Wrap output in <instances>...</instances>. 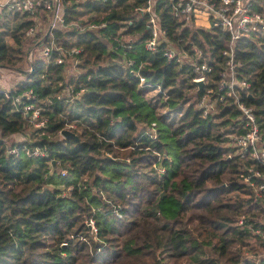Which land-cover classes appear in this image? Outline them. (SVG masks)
<instances>
[{
  "label": "trees",
  "instance_id": "trees-1",
  "mask_svg": "<svg viewBox=\"0 0 264 264\" xmlns=\"http://www.w3.org/2000/svg\"><path fill=\"white\" fill-rule=\"evenodd\" d=\"M62 6L63 24L34 39L25 32L35 16L46 23L44 12H0V66L29 67L14 88L0 89V264H264L257 255L264 243L236 224L244 215L264 231V199L253 203L242 182L255 164L230 145L242 132L233 100L201 117L202 91L196 93L190 66L143 46L147 16L135 9L145 0ZM154 13L175 40L180 24L168 1L156 0ZM180 35L204 50L213 68L206 87L216 88L227 34L187 26ZM51 39L63 54L26 62ZM75 48L80 54L69 55ZM59 56L62 64L55 63ZM235 57L253 97L239 91L240 99L254 108L264 135V32L238 40ZM71 58L80 72L64 84ZM25 89L33 90L44 127L30 129L14 106L11 96ZM64 89L73 90L71 100L56 98ZM63 129L79 141L60 136ZM10 147L17 154H8Z\"/></svg>",
  "mask_w": 264,
  "mask_h": 264
},
{
  "label": "built area",
  "instance_id": "built-area-1",
  "mask_svg": "<svg viewBox=\"0 0 264 264\" xmlns=\"http://www.w3.org/2000/svg\"><path fill=\"white\" fill-rule=\"evenodd\" d=\"M97 1L105 2L106 0H69L70 3L74 4ZM155 1L145 0L144 7L135 9V11L147 16L149 38L143 42L145 50L152 53H162L167 61L178 66H190L194 75L193 83L196 81L204 82V87L201 90L202 95L197 101V109L200 110L202 118L206 119L215 113L219 104L233 100L235 108L240 113L238 124L242 132L230 136V145L234 148L235 156L248 158L255 164L246 168L242 182L251 188L252 202H260L264 199V135H262L257 123L254 108L240 99V92L250 94V83L237 76L236 68L239 66V62L235 57V49L237 41L241 38L260 31L264 32V14L260 10L264 6V0H227V2L226 0H167L174 18L178 19L180 24L175 34V40H169L165 30L161 27L160 21L154 13ZM2 10L28 12L31 15H35L39 11L44 12L46 23L43 24L40 17L35 16L33 19L36 24L30 26L25 32L26 36L32 39L39 33H42V36L51 35L54 28L63 24L62 0H0V12ZM42 25L44 30H41ZM97 26L98 24H91L89 27ZM187 26L220 29L227 34L226 45L221 51L224 65L222 70L218 72L219 80L216 88L206 87L210 80L208 75L213 68L209 63V58L205 56L204 50L190 43V39L185 40L180 35ZM99 27H105V23H100ZM115 40L119 43L117 39ZM40 44L42 46L40 54L46 62L51 59L55 51L63 54L62 48L57 47L52 39L49 43ZM81 51L80 48H75L70 50L68 54L77 55ZM31 59L30 53L28 60L31 62ZM63 61V57L59 56L55 63L62 64ZM133 63V60H128L127 66H132ZM73 64H78L77 59H74ZM31 70L29 69L30 72ZM139 82L140 85H144V78L140 76ZM83 91L84 89L81 88L77 94L83 93ZM64 92L66 95L58 94L56 98L58 100H71L73 90L64 89ZM5 96L9 97L7 91H5ZM11 98L14 106L28 118L30 129L45 126L47 119L41 118L40 108L34 103L35 94L32 89H25L14 94ZM69 127L75 128V125ZM7 153L17 154L13 147L8 148ZM25 153L32 156L43 155V151L39 148H27ZM65 173L64 170L61 172L62 175ZM86 223L91 235L95 237L97 228L94 221L89 219ZM236 224L243 234L259 237L264 243V231L254 228L246 216L242 215ZM261 254H263L261 258H264V250L261 251ZM246 255L249 254L246 253Z\"/></svg>",
  "mask_w": 264,
  "mask_h": 264
},
{
  "label": "rangeland",
  "instance_id": "rangeland-1",
  "mask_svg": "<svg viewBox=\"0 0 264 264\" xmlns=\"http://www.w3.org/2000/svg\"><path fill=\"white\" fill-rule=\"evenodd\" d=\"M41 30H44V26L43 25L41 26ZM124 40L125 41L129 40V37L128 36L124 37ZM41 48H42V46H41V44H39L31 51V55H32L31 61H34V60L42 58L41 54H40ZM26 62H29V60H27ZM73 62H74V58L66 60L65 71H64V74H63L64 84L68 83V81L72 77H74L76 74H78L80 72V69L78 68V65L73 64ZM15 68H17V70L7 69V68H4V67L0 66V73L1 72L4 73V75H2V78L5 80V82H7V83H4L3 85H0V89H3V88L4 89L14 88L16 83H17V81L20 78H22L23 76H25V71L29 67H28V63L26 64V63H24V61H19ZM155 93H156V91H151V92H149L147 94V97L148 96H152ZM60 94L66 95L64 91H62ZM31 128H34V127H31ZM15 137H16V139H24L25 135H16ZM94 239H95V237H93V240ZM257 255L259 257H262L263 254H261V252L258 251Z\"/></svg>",
  "mask_w": 264,
  "mask_h": 264
},
{
  "label": "water",
  "instance_id": "water-1",
  "mask_svg": "<svg viewBox=\"0 0 264 264\" xmlns=\"http://www.w3.org/2000/svg\"><path fill=\"white\" fill-rule=\"evenodd\" d=\"M194 85L196 86V93H199L204 87V82L203 81H196V82H194ZM248 97L251 99L253 98L251 95H249ZM60 134L65 139H72L76 142L79 141V136L75 132L70 131L68 129H63L60 132Z\"/></svg>",
  "mask_w": 264,
  "mask_h": 264
},
{
  "label": "crops",
  "instance_id": "crops-1",
  "mask_svg": "<svg viewBox=\"0 0 264 264\" xmlns=\"http://www.w3.org/2000/svg\"><path fill=\"white\" fill-rule=\"evenodd\" d=\"M2 75H4L3 72L0 73V85H3L4 83H7L5 82V80L2 78ZM24 78V76L22 78H20L17 82H19L20 80H22ZM4 89V88H3ZM16 141H20V139H15ZM23 140V139H21Z\"/></svg>",
  "mask_w": 264,
  "mask_h": 264
},
{
  "label": "clouds",
  "instance_id": "clouds-1",
  "mask_svg": "<svg viewBox=\"0 0 264 264\" xmlns=\"http://www.w3.org/2000/svg\"><path fill=\"white\" fill-rule=\"evenodd\" d=\"M226 2H227V0H226Z\"/></svg>",
  "mask_w": 264,
  "mask_h": 264
}]
</instances>
